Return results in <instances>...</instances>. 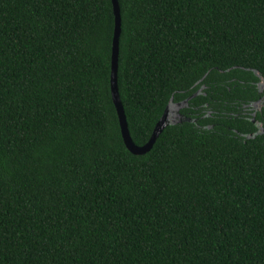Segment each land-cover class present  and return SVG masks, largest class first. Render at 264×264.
<instances>
[{
    "label": "trees",
    "instance_id": "16d2710c",
    "mask_svg": "<svg viewBox=\"0 0 264 264\" xmlns=\"http://www.w3.org/2000/svg\"><path fill=\"white\" fill-rule=\"evenodd\" d=\"M119 3L133 140L197 122L131 152L112 0H0V264H264V0Z\"/></svg>",
    "mask_w": 264,
    "mask_h": 264
},
{
    "label": "water",
    "instance_id": "95a60500",
    "mask_svg": "<svg viewBox=\"0 0 264 264\" xmlns=\"http://www.w3.org/2000/svg\"><path fill=\"white\" fill-rule=\"evenodd\" d=\"M113 10L115 15V27H114V37H113V47H112V60H111V93L112 98L115 103L119 122L121 126V132L124 139V142L128 149L135 154H144L151 150L160 133L164 130V128L170 124H176L184 121L197 122V118H192L181 112V109L188 106L189 99L201 92L199 89L192 96L175 102L173 97H171L169 103L165 107L162 115L157 121L153 132L149 138V140L143 144L138 145L133 140L130 128L128 125L124 105L122 103V99L119 91L118 84V69H119V51H120V35L122 31V14H121V6L119 0H112ZM255 73L260 75L261 79L264 80V76L260 74L259 70L254 69ZM262 133V131H256L252 133H245L247 137H255L257 134Z\"/></svg>",
    "mask_w": 264,
    "mask_h": 264
},
{
    "label": "flooded vegetation",
    "instance_id": "af4514ba",
    "mask_svg": "<svg viewBox=\"0 0 264 264\" xmlns=\"http://www.w3.org/2000/svg\"><path fill=\"white\" fill-rule=\"evenodd\" d=\"M258 95L255 98L249 99L247 103L243 104V115L244 117L250 119L254 125L257 127L256 131L264 132V121L258 118L259 111L264 107V80H259L257 82ZM205 88L203 85L200 89ZM211 113V110L209 111Z\"/></svg>",
    "mask_w": 264,
    "mask_h": 264
}]
</instances>
